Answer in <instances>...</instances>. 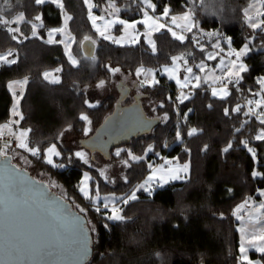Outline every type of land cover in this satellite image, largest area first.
<instances>
[{"label":"trees","instance_id":"obj_1","mask_svg":"<svg viewBox=\"0 0 264 264\" xmlns=\"http://www.w3.org/2000/svg\"><path fill=\"white\" fill-rule=\"evenodd\" d=\"M107 1L92 0L93 11L102 13ZM111 1L119 8L120 16L129 21L142 15V0ZM251 1L151 0L156 5L152 13L159 15L168 8V21L171 15L189 12L195 25L183 41L173 38L167 29L154 33L153 52L142 36L128 45H116L103 38L92 25L84 0H61L63 9L51 2L35 5L34 0H0V16L10 21L0 26V55L12 51L10 58L16 61L0 65V126L11 117L13 94L9 83L25 80L18 101V127L26 132L25 149L38 148L37 158L28 153L36 169L46 170L75 197L83 172H94L72 149L61 147L60 135L69 128L80 145L86 125L81 116H87L95 130L113 110L118 97L114 94L92 106L85 104L89 89L100 81L111 80V67L134 77L140 67L156 69L180 56L183 63L198 70L197 65L207 62V53L219 39L224 46L235 49L245 43L250 46L243 58L246 70L231 83L224 99L214 97L211 89L201 84L181 103L176 83L164 75L158 77V83L143 88L144 97L151 96L155 101L156 114L168 115V120L158 122L149 134L120 145L130 146L139 157L149 146L152 150L141 160L130 162L127 181L117 187L101 184L100 191L93 194L131 191L149 172V162L157 158L156 153L172 157L177 163L188 162L189 174L185 180L157 188L151 194L139 190L135 200L122 204L121 221L109 220L89 209L86 218L93 223L94 231L93 253L87 264H244L239 256L234 209L264 189V141L253 138L264 125L254 115H245L248 112L243 105L260 90L259 78L264 77V25L257 29L248 26L245 10ZM62 13L71 17L68 28L74 38L73 48L81 41L82 50L86 40L94 46L92 57L80 58L76 65L67 58L59 41H46L49 29L61 24ZM36 15L41 21H35ZM18 16L23 19L15 22ZM33 22L38 25L36 36H32ZM16 27L23 35L7 31ZM12 35L17 39L13 40ZM224 36L230 39L229 44L223 41ZM48 70L57 71L59 82L43 77ZM237 106L240 111H232ZM224 108L229 109V115H224ZM191 128L198 130L196 135H187ZM177 130L181 139L176 137ZM166 139L170 141L168 149L163 147ZM229 141L233 142L232 149L222 152ZM241 141L248 142L255 157ZM52 145L60 152L51 157L55 168L45 161L46 149ZM254 172L260 175L253 176ZM249 257L264 264V253L250 251Z\"/></svg>","mask_w":264,"mask_h":264},{"label":"rangeland","instance_id":"obj_2","mask_svg":"<svg viewBox=\"0 0 264 264\" xmlns=\"http://www.w3.org/2000/svg\"><path fill=\"white\" fill-rule=\"evenodd\" d=\"M60 3L61 0H57V3L54 4L59 5ZM86 5L88 7V13L92 25L103 38L109 37L107 38V40L116 45L134 44L139 40V37L142 36L145 43L152 47V44L149 43V41L154 42L153 34L158 32L156 30L157 28L160 29L159 31L171 28L173 31H176L178 35H185V31H183L184 26L188 23L194 24L192 17L190 22L182 19L184 14L189 12L171 15L170 21H167V16L163 15V13L156 15L152 13L150 9H146L143 0V10L141 17L132 21L121 17L119 8L111 0L107 1L102 6V13H96L95 11H93L94 5L92 0H89V3ZM145 11H147V15H145ZM245 16L247 18L248 26L252 29L258 28H253V23L260 26L264 25V0H252L245 10ZM61 17V24L58 27L51 28L48 31L46 35V41H59V43L63 46L67 58L69 59V56L71 55V57L75 59L77 63L79 62L80 58L92 57V54L87 55L83 50H81V41H77L73 48L74 38L69 31L68 20H65V16L63 14L61 15ZM173 18H175V20H173ZM160 25H164L165 27L160 28ZM52 29H62V31H56L55 33H52ZM222 38L223 41L227 44L230 43V39L228 37L224 36ZM92 41L95 44L97 43L96 38L94 37H92ZM116 41L119 42L117 43ZM221 41L222 40L219 39L212 45V49L216 47L218 51H212L210 54L216 55L221 53L219 62H217V64H215L214 66L212 64H207L206 61H203L197 65L198 70H195L194 66L183 63L181 61V57L176 56V61L172 62L170 65H164L156 69H143V71L139 75L135 74L134 77L130 76V74L128 73L122 72V70H120L119 72L111 71L113 75L111 80L104 81V84L102 86H98L100 85L99 82L94 88L89 89L86 92V101H88L89 104L92 105L97 104L102 98L107 95L114 94L115 96H119V86L126 85L130 89V91L129 96L124 103L134 102V100L136 99V95H139L138 100L141 102V105L143 106L147 116L157 117L160 123H164L166 121L164 119L165 115L156 114V103L151 96L144 97L146 96V93L143 92V88L146 87V85L152 84V81H158V77L162 75L166 76L168 79L177 83L178 86L182 87L183 90H181L177 95V97L181 100L184 98V96L189 97V92H186L185 90H187V88L197 86L201 80L207 79L215 83L217 80H219L220 77V80H227V85L229 88L232 87L231 83L238 79L241 74V72H239V65L243 64L245 67L243 58L250 52V46L248 45V43H245L241 48L235 49L228 45L224 46ZM245 45H248V50L245 52V54L237 57L236 54L244 49ZM207 56H209V54ZM114 68L118 67H111L110 69ZM189 68L192 69L190 73L187 71V69ZM237 72H239L238 76L236 75ZM47 73H50V76L46 80L51 81L54 73L53 71L52 73ZM57 77L59 78L58 75ZM185 77H187V79H185ZM197 77L199 78L198 80ZM23 81L24 80H22L21 82ZM144 81H148L149 83H143ZM13 82L10 83L12 84V87H9L12 94L15 92V85H17L13 84ZM259 84L260 90L256 93V95L252 99L245 101L247 103V106L252 110L253 113L264 112V77L259 78ZM257 101L260 102V107H256ZM17 102L18 96L16 94L13 95V105L11 107L10 122L14 120V114H16L14 112ZM244 108L246 112H249L245 106ZM121 118L122 116L118 117L117 115H115L114 111H112L106 117L105 121H103L99 130H94L93 127L89 124L87 118V120H85L86 125L83 130L82 136H84L85 138H90V140L84 145L78 144L77 138L74 137L72 131L69 128L64 129L61 133V147L70 148L74 151V153H84L88 161V163H85V160L81 159L84 166L88 169H92L94 172V175L89 173V171L83 172L81 181L76 188L75 195L77 197L70 195L63 187V185L58 182L53 176H51L50 173H48L46 170L41 168L36 169L37 167L35 165V161H33V159H31V157H29L28 155L30 151L27 152L26 149V151H20L19 149H22V147L18 146V148L14 149L13 152L11 151V153L13 155V158L20 166L29 169L37 178L45 180L55 193L69 200L73 204V206L79 212L83 213L86 217L88 216L89 209H93L102 216L106 217L112 214L113 209H115L117 214H119L120 208L123 204L119 198H126L133 191H135V194L137 196V192L139 191L137 189L139 188V185L148 180L150 176H152L153 179L149 182V185H146L148 191H145L143 189L140 190L151 194L157 188L164 187L176 181L184 180V178L189 174L188 162L177 163L172 157H166L164 155H161L160 153H156L157 158L153 162H149L150 171L139 183L138 187L135 186V188H133L131 191L121 195H100L98 193L93 194L96 191H100L99 188H101V184H105L109 187H117L127 181V179L125 180V177H127V170L129 166H125L122 161L127 159L130 163L132 160L129 159L127 152H122L120 157H117L115 153L118 149H127L132 152L130 146H115L113 147L114 149L110 148L109 156H104V153L102 151L106 146L112 143L118 135V130L120 129V127L116 126L119 121L122 122ZM174 125L175 122L173 124V127ZM15 135L17 137L18 145L24 144V131L20 129ZM163 147L165 149H168L170 147V141L168 139L164 141ZM92 148H95V150L90 151V149ZM148 149L149 148L146 149L144 155L141 157H145L147 153L150 152L148 151ZM6 152L8 153V151ZM134 155L136 156V154ZM47 156L45 158L46 162ZM185 165H187L186 171H184ZM49 166H52V168L57 167L53 163L49 164ZM85 174H87V179ZM173 176H178L180 178L173 179ZM81 188L84 189L83 192L81 191ZM260 196L264 197V189L260 190ZM105 197H107L108 199H105ZM105 204L108 205L107 208L104 207ZM97 209H99V211ZM234 215L238 221L237 230L239 232L240 248L243 244L246 249V253H244L243 255H246L247 259L242 260V253L239 248V256L241 261L244 264H261L257 260L254 261L250 259L249 250L259 251L258 249L264 248V241L258 239V237L264 236V198L257 199V197H254L252 199L250 198V201L244 200L234 209ZM88 222L91 230L94 231L93 223H91L90 221ZM251 227H256L261 232L259 231L257 234L253 235L252 233H250Z\"/></svg>","mask_w":264,"mask_h":264},{"label":"water","instance_id":"obj_3","mask_svg":"<svg viewBox=\"0 0 264 264\" xmlns=\"http://www.w3.org/2000/svg\"><path fill=\"white\" fill-rule=\"evenodd\" d=\"M82 50L87 55L93 54L92 42L84 41ZM129 91L126 85L118 88L120 95L112 111L118 117L122 116V122L117 123L120 131L114 141L102 150L104 156L110 155V148L149 134L159 122L157 117L147 116L138 100L139 95L134 102L124 103ZM103 121L95 130H99ZM89 140L85 138L80 144ZM0 165H4L0 167V264H87L93 253V237L86 216L69 200L55 193L45 180L20 166L11 153H7L6 161L0 156ZM15 178H22L23 183L17 189L19 200L12 209L3 203V199ZM26 243L42 245L48 252L39 257L5 255L6 246ZM84 246L87 254L81 256L79 250Z\"/></svg>","mask_w":264,"mask_h":264},{"label":"snow or ice","instance_id":"obj_4","mask_svg":"<svg viewBox=\"0 0 264 264\" xmlns=\"http://www.w3.org/2000/svg\"><path fill=\"white\" fill-rule=\"evenodd\" d=\"M47 2H51V3H57V0H34V3L35 5H43ZM5 3H7V0H5ZM84 3L85 4H88L89 3V0H84ZM143 3L144 5L146 6V9H150V10H155V7L156 5L155 4H152L151 3V0H143ZM58 7H60L61 9H63V3L61 2ZM169 13V9L168 8H165L163 10V15L167 16ZM64 16H65V20H69L71 19L70 16H67L66 13H62ZM145 15H147V11H145ZM23 19V17H17V20L15 22H19ZM35 21H41V16L40 15H36L35 16ZM182 19H184L185 21H191V14L190 13H185L184 16L182 17ZM173 20H175V18H173ZM10 23V21L8 19H5L3 18L2 16H0V26H4V25H8ZM37 24L36 23H32L31 24V27H32V36H36L37 35V32H36V28H37ZM40 27H43V24L41 23L39 25ZM165 26L164 25H160V28H164ZM195 27L194 24H191V23H188L184 26L183 28V31H191L192 28ZM252 27L253 28H256V27H260V25L258 24H255L253 23L252 24ZM157 31H159L160 29L157 28L156 29ZM173 38L177 39V40H180V41H183L185 39V36L184 35H178L176 31H173L171 28H168L167 29ZM7 31L9 33H20V29L19 27H16V28H7ZM56 31H62V29H52L51 32L52 33H55ZM21 35H23V33H20ZM103 35V33H102ZM13 40L17 39V36L16 35H12L11 37ZM27 39V37H25ZM106 39L109 38V37H105ZM49 42H52L51 40ZM117 43L119 41H116ZM149 43L152 44V50L153 52L156 51V47H155V44L154 42L152 41H149ZM248 50V45H245L244 46V49H242L239 53H237V57L245 54V52ZM13 53L12 51H9L7 52L6 54L4 55H0V65H12V64H15L16 61L15 60H12V59H9L8 57L12 56ZM211 58V57H210ZM69 59L71 60L72 64H77V61L75 59H73L71 57V55L69 56ZM176 57H173L172 60L173 62L176 61ZM245 67L243 64H240L239 65V72H243L245 71ZM57 71H59V69H57ZM111 71L113 72H119L120 69L118 68H114V69H111ZM143 71V69H137L136 71V74L139 75L141 72ZM187 71L190 73L192 71L191 68L187 69ZM239 72L236 73V75L238 76L239 75ZM45 76V79H48L49 76H50V73H45L44 74ZM185 79H187V77H185ZM199 78L197 77V80ZM23 82H26V81H23ZM21 81H16V82H13V84H19V83H23ZM54 83H57L59 82V78L56 77L53 79ZM143 83H149L148 81H144ZM152 84H155V83H158V81H152L151 82ZM104 84V81H100V85L98 86H102ZM186 86V85H185ZM198 86V85H197ZM9 87H12V84L9 85ZM13 95H16V93L14 92ZM212 95L214 97L218 96V93L215 89H213L212 91ZM228 95V93L225 91L224 92V96ZM224 96H220L219 98L220 99H224ZM169 99H171L169 97ZM189 99L188 96H184L183 100H181L180 102L183 103L184 100H187ZM85 104H89L88 101H85ZM89 106H92L89 104ZM162 106V105H161ZM260 102L257 101V104H256V107H260ZM189 112H191L192 110L189 109L188 110ZM232 111L234 112H239L240 111V107L237 106L236 108L232 109ZM18 115V113H16ZM187 115V113H185V116ZM224 115L227 116L229 115V109L228 108H224ZM245 115H255L256 116V119L260 121L261 125H264V112H261V113H253L252 110L250 109L248 113H245ZM81 119L83 120H87V116H81ZM165 120H167V115H165L164 117ZM87 131V130H86ZM237 132L240 131V129H236ZM198 132V130L196 128H191L188 130L187 132V135L188 136H193V135H196ZM176 137L177 139H181V132L179 130H177L176 132ZM255 140L257 141H264V127L261 128V130L253 137ZM241 144H243L246 148H247V151L249 153H251L253 155V157H255V152L253 151V149L251 147H248L247 144L248 142L247 141H241L240 142ZM19 147H22V148H27V145L26 144H20L18 145ZM233 147V142L232 141H229L226 145V147H224L222 149V152L224 153H227L229 150H231ZM5 148H7V145H5ZM207 149V145H205V150ZM28 151H30L32 153V155H38L39 154V149L38 148H28ZM148 151H151V146H149V149ZM46 152L48 154L47 156V163L48 164H52L53 161H52V158L51 156L52 155H56V156H59L60 155V152H58L56 150V147L55 145H52L51 147H49L48 149H46ZM122 152H127V155L129 157L130 160L132 161H138V160H141L142 157H139V156H135L130 150H127V149H118L115 153V155L117 157H120L121 156V153ZM0 156H3L5 158V161L7 159V152L6 151H0ZM75 156L77 157H80L81 159H84L85 160V163H88L86 157H85V154L82 153V152H76L75 153ZM122 163L125 165V166H131L130 163H129V160H123ZM62 166V165H60ZM0 167H4V165H0ZM187 170V165L184 166V171ZM260 175V173H257V172H254L253 173V176H258ZM86 176V179H87V174H85ZM173 179H178L180 177L178 176H173L172 177ZM127 179V177H125V180ZM153 179L152 176H150L148 178V180H146L143 184L139 185V188L137 190H140V189H143L145 191H148V188L146 187V185H149V182ZM23 183L22 181V178H15V183L14 184H9L8 187H7V190L4 194V199H3V203H5L8 207L12 208V209H15V206L17 204V201L19 200V195H18V192H17V189H19L20 185ZM81 191L83 192L84 189L81 188ZM105 199H108L107 197H105ZM113 199H116V198H113ZM120 201L124 204H127L130 200H135L136 199V194H135V191H133L128 197H121L119 198ZM105 208L108 207L107 204L104 205ZM99 211V209H97ZM107 219L109 220H115V221H121L124 219V217L120 214H117L116 210L113 209V212L111 215H109L107 217ZM258 239L264 241V236H260L258 237ZM259 251L261 252H264V248H260L258 249ZM240 251L242 253V257L241 259L242 260H246L247 259V256L246 255H243L244 253H246V249L245 247L243 246V244L241 245V248H240ZM48 252V249L43 247L42 245H39V244H33V243H26V244H12L10 246H6L5 247V255L7 256H10V257H19V256H32V257H39V256H43L45 254H47ZM79 254L81 256L83 255H86L87 254V249H86V246L80 248L79 250Z\"/></svg>","mask_w":264,"mask_h":264},{"label":"crops","instance_id":"obj_5","mask_svg":"<svg viewBox=\"0 0 264 264\" xmlns=\"http://www.w3.org/2000/svg\"><path fill=\"white\" fill-rule=\"evenodd\" d=\"M18 17H21V16H18ZM168 21H170V19L168 20ZM50 30V29H49ZM186 32H188V31H185V34H186ZM48 33V32H47ZM185 36V35H184ZM212 51H218L217 50V48L215 47V48H213V49H211L208 53H207V55L209 54V56H207V64H212L213 66L215 65V64H217V62H219V58L221 57V53L220 54H216V55H213V54H210ZM9 52V51H8ZM6 54V53H5ZM1 55H4V54H1ZM211 57V58H210ZM9 59H11L10 57H8ZM13 60V59H12ZM138 69H147V68H142V67H140V68H138ZM52 71H53V76H52V79H51V81H49V82H52L53 81V79L54 78H56L57 77V71L56 70H48V71H45L44 73H46V72H51L52 73ZM56 71V72H55ZM43 73V74H44ZM44 77V76H43ZM19 81H22V80H19ZM25 81V80H24ZM13 82V81H12ZM12 82H10V83H12ZM10 83H9V85H10ZM201 84H206L207 85V87L208 88H210L211 89V91H213V89H215L216 91H217V93H218V96H224V92L226 91L227 93H228V89H229V87H228V85H227V80H225V79H221L220 80V77H219V80H217L215 83L214 82H211L210 80H201L200 81V83L198 84V86L199 85H201ZM9 85H8V87H9ZM150 85H153V84H150ZM176 85H177V95L179 94V92L181 91V90H183L182 89V87H180V86H178V84L176 83ZM24 86H25V82H23V83H19V84H17V85H15V92H16V94H17V96H18V101H19V98H20V96H21V94H22V92H23V90H24ZM194 87H197V86H194ZM194 87H190V88H187V90H185L186 92H189V97H190V91L194 88ZM9 90H10V88H9ZM11 91V90H10ZM13 105V104H12ZM14 113H18L19 114V111H18V102H17V104H16V107H15V112ZM10 119H11V117L9 118V120L7 121V122H5V123H3L1 126H0V129H4V130H8V131H10V132H13L14 134H17V132L20 130L19 129V127H18V115L17 114H14V120L13 121H11L10 122ZM25 134H26V132L24 131V137H25ZM22 151L23 150H25V148H22L21 149ZM12 152H13V150H12ZM9 153H11V152H9ZM11 155H12V153H11ZM13 156V155H12ZM80 158V157H79ZM81 159V158H80ZM150 171V170H149ZM149 173V172H148ZM147 173V174H148ZM145 178V177H144ZM187 178V176L184 178V180ZM180 181H182V180H180ZM139 185V184H138ZM138 185L136 186V187H138ZM260 190H263V189H259V190H257V192L255 193V195L254 196H252V197H249V198H247L246 199V201L248 200V201H250V198L252 199V198H254V197H257V199H262V198H264L263 196H260ZM238 225V224H237ZM258 225V224H257ZM259 226V225H258ZM260 230L258 229V228H256V227H251V230H250V233H252L253 235H255V234H257L258 232H259ZM261 232V231H260ZM240 239V238H239ZM239 248H240V243H239ZM250 251H254V252H257V253H264V252H261V251H257V250H249V252ZM239 253H240V251H239ZM251 260H254V261H256L257 259H251ZM258 261V260H257ZM259 262V261H258Z\"/></svg>","mask_w":264,"mask_h":264},{"label":"built area","instance_id":"obj_6","mask_svg":"<svg viewBox=\"0 0 264 264\" xmlns=\"http://www.w3.org/2000/svg\"><path fill=\"white\" fill-rule=\"evenodd\" d=\"M243 105L248 111L250 110L245 101H243ZM5 145H7V148H5ZM16 148H18L16 135L8 130L0 129V151H8ZM34 157L37 158V155Z\"/></svg>","mask_w":264,"mask_h":264},{"label":"flooded vegetation","instance_id":"obj_7","mask_svg":"<svg viewBox=\"0 0 264 264\" xmlns=\"http://www.w3.org/2000/svg\"><path fill=\"white\" fill-rule=\"evenodd\" d=\"M135 101V100H134ZM126 104H130V103H126Z\"/></svg>","mask_w":264,"mask_h":264}]
</instances>
